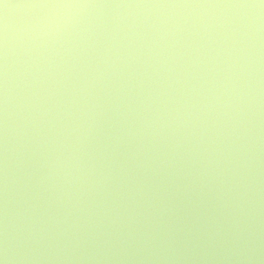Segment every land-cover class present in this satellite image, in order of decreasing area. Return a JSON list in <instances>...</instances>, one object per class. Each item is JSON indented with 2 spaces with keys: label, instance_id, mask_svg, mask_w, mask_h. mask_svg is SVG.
<instances>
[{
  "label": "clouds",
  "instance_id": "obj_1",
  "mask_svg": "<svg viewBox=\"0 0 264 264\" xmlns=\"http://www.w3.org/2000/svg\"><path fill=\"white\" fill-rule=\"evenodd\" d=\"M0 264H264V0H0Z\"/></svg>",
  "mask_w": 264,
  "mask_h": 264
}]
</instances>
